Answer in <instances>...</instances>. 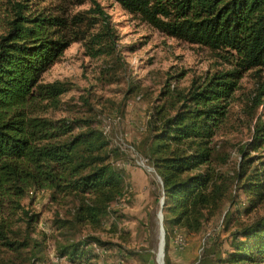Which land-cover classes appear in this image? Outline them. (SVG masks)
<instances>
[{
    "label": "trees",
    "instance_id": "trees-1",
    "mask_svg": "<svg viewBox=\"0 0 264 264\" xmlns=\"http://www.w3.org/2000/svg\"><path fill=\"white\" fill-rule=\"evenodd\" d=\"M29 1V0H26ZM44 1V0H39ZM166 36L208 47L232 68L215 71L177 99L176 109L157 107L148 117L143 137L134 146L159 179L164 231L163 260L175 227L198 232L226 199L246 198L244 212L264 201V121L257 120L250 140L238 147L239 161L231 173L218 168L226 154H216L212 138L227 114L242 71H264V0H116ZM0 247L21 262L44 259L46 235L34 236L38 214L20 203L27 191H46L49 201L67 202L64 215L52 225L66 237L56 246L59 257L90 258V243H112L88 235L69 241L83 227L97 229L115 219L113 204L126 194L124 169L116 165L125 152L113 145L94 116L53 118L46 105L57 106L68 91L64 83H42L41 76L79 35L83 13L68 18L28 3L0 0ZM108 32V15L96 8ZM101 51L95 49L93 55ZM257 97L263 94L260 85ZM132 91V89H131ZM253 153V155H252ZM233 194V195H232ZM10 204V206L8 205ZM19 214L23 231L14 230L5 210ZM21 213V215H20ZM226 226L232 214H224ZM231 249L222 252L217 241L207 242L194 264H264V214L251 222L235 220ZM84 245V246H83ZM26 252V253H25ZM95 254V253H94ZM154 255V254H153ZM150 257V254L148 255ZM143 264H148L144 257ZM0 264L3 260L0 259Z\"/></svg>",
    "mask_w": 264,
    "mask_h": 264
},
{
    "label": "rangeland",
    "instance_id": "rangeland-1",
    "mask_svg": "<svg viewBox=\"0 0 264 264\" xmlns=\"http://www.w3.org/2000/svg\"><path fill=\"white\" fill-rule=\"evenodd\" d=\"M11 1L45 8L68 18L78 13L87 17L86 26L69 29L71 36L79 35L81 40L71 42L41 76L42 83L59 81L68 88L60 95L57 106L46 105V115L69 119L94 116L102 128L104 119L117 113L121 121L108 134L113 145L120 143L114 139L117 134L124 143L137 146L148 117L157 107L176 109L180 104L177 99L195 81L232 68L208 47L166 36L138 15L126 11L116 0ZM97 5L108 15V32L96 13ZM3 8L4 5L0 13H5ZM95 49L101 52L93 55ZM237 83L227 114L212 138L215 153L227 155L226 162H218V168L229 173L237 167L238 147L250 140L255 122L264 121V91L256 96L264 84V71L255 68L242 71ZM123 151L124 157L116 165L119 163L124 169L126 194L112 206L116 210L115 219L106 218L97 229L83 227L69 238L70 242L80 243L84 237L94 235L112 243L109 248L96 243L79 246L80 250H91L86 261L84 257L68 260L56 253V246L66 237L57 232L52 220L55 214L66 213L67 202L54 204L49 201L48 192L34 190L27 191L19 200L25 209L38 214L32 237L41 238L40 232L46 235L45 257L34 264H143L144 257L148 264H164L163 258L160 263L156 261L161 238L157 218L160 206L155 202V194L160 192L159 179L152 169L136 165L129 151ZM245 206L246 198L239 192L234 201L224 200L198 232L188 234L175 227L169 237L171 264H194L207 242L217 241L223 253L229 251L235 220L251 222L264 214V201L248 213L244 212ZM9 209L6 208L5 215L10 227L23 231L24 223L16 221L19 214L13 215ZM226 211L232 214L227 226ZM0 259L3 264H29L2 247Z\"/></svg>",
    "mask_w": 264,
    "mask_h": 264
},
{
    "label": "built area",
    "instance_id": "built-area-1",
    "mask_svg": "<svg viewBox=\"0 0 264 264\" xmlns=\"http://www.w3.org/2000/svg\"><path fill=\"white\" fill-rule=\"evenodd\" d=\"M121 121V117L119 114L114 113L110 118L104 119L105 124L102 126L101 130L108 135L111 131V128L113 125L119 124ZM115 141L119 140L120 143L117 144L118 147H120L122 150H127L130 152L131 156L134 158V162L136 165L144 168L151 169L145 158L140 156L136 149L134 148V145L126 144L122 141L121 135H115ZM116 145V144H115ZM119 165V163H117ZM56 260V259H55Z\"/></svg>",
    "mask_w": 264,
    "mask_h": 264
},
{
    "label": "water",
    "instance_id": "water-1",
    "mask_svg": "<svg viewBox=\"0 0 264 264\" xmlns=\"http://www.w3.org/2000/svg\"><path fill=\"white\" fill-rule=\"evenodd\" d=\"M161 205H162V200H160V206ZM157 218H158V230H159V233L161 235V238L159 239V242H158L156 261L158 263H160L161 259L163 258V246H164V231H163V227H162V214H161L160 209L157 213Z\"/></svg>",
    "mask_w": 264,
    "mask_h": 264
},
{
    "label": "bare ground",
    "instance_id": "bare-ground-1",
    "mask_svg": "<svg viewBox=\"0 0 264 264\" xmlns=\"http://www.w3.org/2000/svg\"><path fill=\"white\" fill-rule=\"evenodd\" d=\"M159 235H160V233H159Z\"/></svg>",
    "mask_w": 264,
    "mask_h": 264
}]
</instances>
